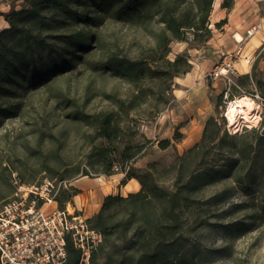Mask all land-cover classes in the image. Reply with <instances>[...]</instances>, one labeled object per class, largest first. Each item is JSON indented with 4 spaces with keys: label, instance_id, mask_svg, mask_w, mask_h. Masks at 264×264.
<instances>
[{
    "label": "trees",
    "instance_id": "16d2710c",
    "mask_svg": "<svg viewBox=\"0 0 264 264\" xmlns=\"http://www.w3.org/2000/svg\"><path fill=\"white\" fill-rule=\"evenodd\" d=\"M19 1L0 13L7 23L0 29V128L21 115L29 94L78 66L90 65L93 71L129 87L124 96L118 91L102 92L106 104L94 113L74 109L68 115L93 128L85 157L96 172L107 177L122 175L121 185L129 179L139 184L137 191L125 196L105 195L97 213L86 219L89 228L101 236L90 264H202L209 251L202 246L199 230L212 225L209 219L214 217L217 196L203 200L199 195L203 185L216 180L219 170L199 171L195 161L222 147L225 138H240L229 135L219 113L222 95L212 96L208 91L214 114L204 121L199 141L181 155L174 153L167 166L159 168L157 161L134 166L149 143L134 125L154 119L173 99V80L189 72L191 64L187 52L169 59L170 45L178 42L197 48L212 37L209 15L214 0ZM232 6L233 0H221L222 9ZM104 21L139 31L151 44L142 45L133 57L105 48L95 30ZM93 50L103 56L92 65L87 58ZM236 82L245 93L253 82L264 108L263 73L253 68L250 78L238 77ZM182 138L176 128L173 141ZM258 138L263 140L264 135ZM157 146L162 150L174 147L168 139L158 141ZM77 174L88 176L87 170L77 166L56 181L69 184ZM160 174L171 175L169 183L161 182ZM249 186L243 189L248 192ZM78 191L69 185L61 187L55 198L58 208H64ZM260 202L264 215V193ZM65 250L64 264H78L80 252L69 236Z\"/></svg>",
    "mask_w": 264,
    "mask_h": 264
},
{
    "label": "rangeland",
    "instance_id": "374dc122",
    "mask_svg": "<svg viewBox=\"0 0 264 264\" xmlns=\"http://www.w3.org/2000/svg\"><path fill=\"white\" fill-rule=\"evenodd\" d=\"M19 3V0H0V13ZM211 14L212 10L209 28L210 19L215 18V14ZM221 20L225 23V19ZM2 25L3 17L0 16V27ZM95 30L105 48L110 47L129 57H133L142 45L151 44L148 36L119 24L104 21ZM183 46L173 42L168 58L187 52V45L185 49ZM101 56L102 53L93 50L87 62L93 65ZM173 83L174 90L178 87L176 78ZM205 83L208 87L206 101L189 104L188 114L182 112V107L177 108L176 100L180 99L174 98L172 93L173 99L154 119L135 121V125L131 122L149 140L145 152L134 162L136 168L152 161H157L159 168L167 166L174 153L181 155L199 141L204 121L214 114L208 91L215 96L222 89L220 82L212 84L206 77ZM128 89L125 83L95 72L86 65L78 66L72 73L29 94L21 115L7 120L0 128V206L13 195L17 184H35L43 178L56 180L77 166L80 170H87L88 176L77 174L69 183V186L80 189L75 199L72 198L64 208H78L81 214L84 210L94 209L103 194L118 191L120 174L103 176L85 157L89 148L88 136L93 128L83 122L72 121L68 115L74 109L86 114L94 113L106 104L102 92L118 91L124 96ZM223 109L221 101L220 114ZM260 109L258 124L255 121L254 124H243L237 132L226 128L229 135L240 138H225L222 147L207 151L201 161H195L199 171L219 170L216 180L203 185L199 195L203 200L217 196L214 217L209 219L212 225L199 230L202 246L209 251L202 264H264V215L260 213V199L264 193V139L258 138L264 135V108L261 106ZM176 128L183 135L179 142L172 139ZM164 139L174 147L160 149L157 143ZM190 168L193 169V165ZM170 178L171 175H159V180L166 184ZM248 185L247 192L243 188H248ZM54 206L58 207L57 203Z\"/></svg>",
    "mask_w": 264,
    "mask_h": 264
},
{
    "label": "built area",
    "instance_id": "2783aa9c",
    "mask_svg": "<svg viewBox=\"0 0 264 264\" xmlns=\"http://www.w3.org/2000/svg\"><path fill=\"white\" fill-rule=\"evenodd\" d=\"M261 30L260 22L251 25L245 31L244 39ZM244 39L236 41L239 46L234 52H221L219 60L205 74L212 84H222V116L227 129L233 131L236 123L230 124L229 113L237 99L247 97L259 104V111L254 115L257 124L263 103L253 82L249 93L236 82L238 73L234 63L239 59L251 63L250 57L240 56ZM235 119L241 121L239 129L247 124L242 115H236ZM66 185L49 178L35 184H17L13 195L0 206V264H64L66 236L80 252L78 264H90L91 252L100 244L101 236L89 228L77 210L54 206L59 189Z\"/></svg>",
    "mask_w": 264,
    "mask_h": 264
},
{
    "label": "crops",
    "instance_id": "0c3cea01",
    "mask_svg": "<svg viewBox=\"0 0 264 264\" xmlns=\"http://www.w3.org/2000/svg\"><path fill=\"white\" fill-rule=\"evenodd\" d=\"M212 6V14H215V18L210 19V28H213L214 24L221 19H225V23L220 25L218 29H212V37L204 45L186 49L190 56L191 68L185 75L176 78L178 87L172 92L174 98L180 99V101L176 100L178 104L177 108L182 107L181 109H184L182 112L186 111V114H188L189 104L192 105L193 102L206 101L208 87L205 83V74L219 60V54L221 52H234L239 46L236 43V41H239L237 37L240 36L241 39H244L245 31L251 25L258 22L261 23L262 30L252 37L244 39L241 44L240 56L250 57L251 63L247 64L242 59H239L234 63V68L238 73V77L248 76L250 78L253 68L264 74V0H233V6L228 11L220 7L219 0H215ZM6 26L7 23L3 19V25L0 29ZM180 44H184L183 49H185L187 44ZM211 87L214 86L211 84ZM189 115L191 117L193 114ZM121 179L122 175H120ZM119 186L120 189L118 191L103 194L96 207L92 210H84L81 213L82 217L86 220L97 213L105 195L119 193L125 196L127 193L135 192L139 189V184L134 179H129L122 185L119 183ZM76 189L79 190L80 188L77 187ZM71 208L74 209V207ZM77 211L80 212L78 208Z\"/></svg>",
    "mask_w": 264,
    "mask_h": 264
},
{
    "label": "bare ground",
    "instance_id": "6f19581e",
    "mask_svg": "<svg viewBox=\"0 0 264 264\" xmlns=\"http://www.w3.org/2000/svg\"><path fill=\"white\" fill-rule=\"evenodd\" d=\"M237 38L239 40H242L240 36H238ZM258 111H259V104L254 102L253 100L247 97L237 99L235 103L231 105L230 113H229L230 124L234 125L236 123V128L234 129V131L237 132L239 130L238 125L241 122L235 119L236 115H242V118L246 120L244 122L253 123L254 121L257 122V117L254 115ZM251 114L252 116H250Z\"/></svg>",
    "mask_w": 264,
    "mask_h": 264
}]
</instances>
